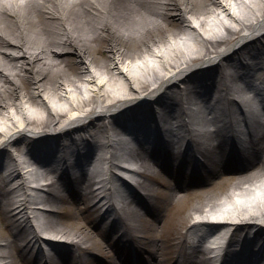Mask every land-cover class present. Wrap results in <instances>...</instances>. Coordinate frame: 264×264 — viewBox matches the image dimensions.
<instances>
[{
  "label": "bare ground",
  "instance_id": "bare-ground-1",
  "mask_svg": "<svg viewBox=\"0 0 264 264\" xmlns=\"http://www.w3.org/2000/svg\"><path fill=\"white\" fill-rule=\"evenodd\" d=\"M169 27L179 31L146 42L143 54L128 57L133 39L145 40ZM98 53L104 54L101 62ZM259 65L264 66V0H0V211L8 225L5 238L0 236V264H19L14 249L30 258L29 264L212 263V255H204L207 248L189 249L179 239L182 231L151 237L150 229L156 231L163 218L155 214L160 195L150 180L161 170L175 169L180 179L188 178L180 183L197 185L224 165L247 172L264 164V120L259 118L264 93L254 83L256 75L264 83ZM51 74L58 78L49 85ZM213 95L214 103L205 102ZM154 108L161 117H155ZM207 112L226 122L211 131ZM125 116L131 117L130 128ZM172 117L178 134L171 127L155 138L165 150L140 141L128 146L148 121L159 130ZM59 139L63 145L75 142L88 172L69 171L74 154L69 146L52 157V169L35 160L41 145L47 153ZM125 144L122 155L119 148ZM6 157L12 159L9 172L2 164ZM30 159L36 167H30ZM42 178L44 183H33ZM114 180H121L122 188ZM168 187L171 202L182 197L184 186ZM76 191L79 207L99 217L94 230L86 226L90 220L74 233L55 223L67 220L61 202ZM199 218L208 219L204 225L210 228H235L225 245L221 235L217 242L224 252L238 241L243 245L231 254L238 259L227 264L264 263V177L237 184L183 226ZM109 237L128 252L124 257L111 256L109 243L103 244Z\"/></svg>",
  "mask_w": 264,
  "mask_h": 264
},
{
  "label": "rangeland",
  "instance_id": "rangeland-1",
  "mask_svg": "<svg viewBox=\"0 0 264 264\" xmlns=\"http://www.w3.org/2000/svg\"><path fill=\"white\" fill-rule=\"evenodd\" d=\"M198 6L200 7V9L201 8L203 9V6L205 7V4L200 3ZM178 31L179 29L177 28L169 27L168 29L153 31L152 33L148 35V38L145 40L144 39L140 40L139 37L137 39H133L127 46V51L129 53L128 57L131 59L136 55L140 56L141 54H143L146 50L145 49L147 46L146 42L152 43L151 41L153 40L157 41V40L164 39L171 33H177ZM102 60H104V54L98 53L96 56V61L101 62ZM70 75L73 77L75 76L73 70L70 71ZM57 78L58 77L56 75H53V74L49 75L47 79L48 82L50 83L49 85H52L57 80ZM26 83L30 85L29 81H27ZM205 107L206 106H203L198 111L199 112L198 117L200 116V119L204 118L203 113H205V111L203 110L205 109ZM172 118L175 121L177 120V118H174V117ZM206 119H207V114H206ZM32 125H36V124L33 123ZM19 144L25 146L26 143L25 142L23 143L22 141ZM128 146H129V143H128ZM10 147L13 150H15V146H10ZM126 147H127V144L119 148V152H121L122 155L125 154ZM87 151L89 152L88 149ZM100 151H101L100 148H97V152L99 153ZM38 154L39 153H37L36 155L33 154L35 157V160H37L36 158H38ZM21 157H24V156L22 155ZM156 160H160V159H156ZM116 161L121 162L123 164L127 163V162L124 163L123 162L124 160L122 159L121 160L116 159ZM130 162L131 161H129L128 164ZM135 164L136 163L134 164L131 163L130 165H133L135 167ZM29 165L31 168H33L37 166V163L36 161L34 162L33 160L31 163H29ZM230 167L232 166L230 165ZM52 168L54 167H51V169ZM221 168L223 169H220L218 172L214 173L213 176H210L208 179L204 180L201 183H198L197 185H193V183H189V181H187L186 184L180 183V180L186 181V179L188 178H185L184 180L180 179L181 178L180 171H176L175 169L171 173L168 171L166 172V171L161 170L158 174H156L155 177H153L150 180V183L156 188V191H154V193L157 192L158 195H160L158 197V201L161 202V207L155 212V214L157 215L160 221H161V217L163 218V220L161 222L162 224L160 223L161 225L157 228L156 231L150 229L149 232L151 235H153L151 237L158 239L161 234H164L165 237L168 235L178 236V232L180 231L183 232L184 227L187 224L185 226L183 225L187 223L188 220L196 217L198 214L203 212L205 209H208L211 205H214L215 202H218V200H220V198L225 193H227L230 189L235 187L237 184L239 185L240 183H242L245 185V184H248L254 181L255 179H258V178L260 179L264 177V164H261L256 168L253 167L251 170L247 172L238 171V169L235 167H232V169L235 171L233 170L230 171V168L228 169L227 166L225 165L222 166ZM49 170L50 169H48V171ZM117 171H119L120 173L121 170H117ZM87 174L88 173H86V175ZM121 174H125L127 176V174L129 173L123 172ZM176 175H178L179 178L173 179V177H175ZM135 176H136V179L140 178L137 175ZM99 177H102V176L100 175ZM38 182L39 184L44 183L45 180L42 178V179H38V181L33 182V183H38ZM114 182H117L120 188H122L121 180H114ZM112 183H113V178H112ZM178 185L184 186L183 187L184 189L180 191L182 193V197L178 199L177 201L171 202L170 199H168V193H169L168 186H171L173 188L175 187L178 188L177 187ZM75 188H78V187H75ZM178 190L180 189L178 188ZM43 191L44 189L42 188L38 190V192H40L41 194L43 193ZM127 192H130V187ZM13 194H15V192ZM116 196H118V194ZM66 197H67V199H65L66 202H63V201L61 202L62 204L61 208L67 211V215H66L67 220L66 221L62 220L60 218L61 216H59L62 222L55 221V223L58 224L59 226L65 227V229H68L70 232L74 233V232L80 231L82 228L80 229L79 227L81 225H84L85 224L84 222H88L90 220L91 224L87 223L86 226H88L90 230H94V223L99 224V217L93 211L86 210V208H84L85 207L84 205H81L79 207V202L81 201L79 200V198L81 197L80 191L73 192V194L68 195ZM119 197L121 198L122 196L119 195ZM151 198L153 199V196H150L148 200L151 201ZM149 201L147 203H149ZM38 205L42 207L46 206L42 203H39ZM198 205L201 206L202 208L194 209V207ZM202 209L203 211H201ZM159 214H161V216ZM110 215H113V213ZM2 216L3 215L0 211V233H2L0 236H2V238H5L4 235L6 231L8 230V225L5 224L4 219H1ZM157 217L156 216L151 217L149 215H146L145 219L148 221H152V218H154L156 219V222H157L158 221ZM182 221L183 223H181ZM28 228L29 229L26 232L27 235L31 234V229L30 227ZM99 231L109 233L110 235V231L108 230L106 231V230L99 228ZM178 237L179 239L181 238L180 235ZM115 242L116 241L114 237H109V242L103 243L105 246L106 245L108 246V243H109L108 248L110 250L111 256L116 255V253L114 252H118L119 254L123 253V251L120 250V248L114 246L116 244ZM110 245L113 247L110 248ZM14 251H16L15 254L17 255L19 264H29L30 258L24 257V255L22 253L20 254L18 250L14 249Z\"/></svg>",
  "mask_w": 264,
  "mask_h": 264
}]
</instances>
